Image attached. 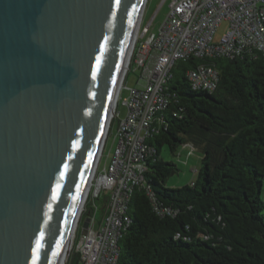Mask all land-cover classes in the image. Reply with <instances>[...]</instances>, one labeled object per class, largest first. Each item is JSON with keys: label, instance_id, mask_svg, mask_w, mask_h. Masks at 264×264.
I'll use <instances>...</instances> for the list:
<instances>
[{"label": "water", "instance_id": "obj_1", "mask_svg": "<svg viewBox=\"0 0 264 264\" xmlns=\"http://www.w3.org/2000/svg\"><path fill=\"white\" fill-rule=\"evenodd\" d=\"M144 1L0 0V264H66Z\"/></svg>", "mask_w": 264, "mask_h": 264}, {"label": "trees", "instance_id": "obj_2", "mask_svg": "<svg viewBox=\"0 0 264 264\" xmlns=\"http://www.w3.org/2000/svg\"><path fill=\"white\" fill-rule=\"evenodd\" d=\"M201 62L173 70L174 96L148 139L155 153L146 186L131 200L119 264H264V56L208 60L219 71L213 93L193 91L187 80ZM186 144L202 155L197 178L168 188L179 168L160 158L161 149L176 154ZM70 261L79 264L73 253Z\"/></svg>", "mask_w": 264, "mask_h": 264}, {"label": "built area", "instance_id": "obj_3", "mask_svg": "<svg viewBox=\"0 0 264 264\" xmlns=\"http://www.w3.org/2000/svg\"><path fill=\"white\" fill-rule=\"evenodd\" d=\"M224 22L227 31L215 42ZM253 53L264 56V0H170L156 32L149 34V26L142 29L141 22L111 120L117 142L113 157L99 173L111 123L74 232L70 254L77 255L79 264H119V242L132 224L131 200L136 190L146 186L147 162L155 153L148 139L157 133L161 113L171 104L174 95L167 92V85L177 63L202 61L187 70V80L193 91L213 93L219 85V71L208 60L243 59ZM132 67L140 75L136 87L128 88L122 116L119 97ZM184 146L191 147L188 158L197 151L192 144ZM147 190L152 195L149 186ZM98 200L104 201V212L97 227ZM87 217L89 227L79 234Z\"/></svg>", "mask_w": 264, "mask_h": 264}, {"label": "rangeland", "instance_id": "obj_4", "mask_svg": "<svg viewBox=\"0 0 264 264\" xmlns=\"http://www.w3.org/2000/svg\"><path fill=\"white\" fill-rule=\"evenodd\" d=\"M169 3L170 0H148L146 2V6L142 15V29L147 28L149 26V34L152 32H156L160 24L164 21L167 16V13L169 11ZM141 22L139 26L141 25ZM227 28L228 23L226 22L222 23L219 26L215 34V42H219L221 40L223 35L226 33ZM146 38L147 36L144 37V39ZM139 73V71H135L134 67H132L125 80L124 85L126 87L123 88V91L120 94L118 108L122 116L126 114V109L124 108L122 103L128 97V88L136 87L140 75ZM115 135L116 125L114 124L112 127V131L108 137L105 149L103 151L102 160L99 166V173L104 172V168L110 164V161L113 157V152L117 144V142L115 141ZM189 150H191V147L185 148V146H182L181 148H179L176 154H172L166 146L161 149L160 158L163 159L165 162H173L177 164L179 168V172L171 176L167 180L166 185L168 188H180L186 185H191L196 180L198 173L197 171L200 169L201 166L200 157L202 155L200 151L197 150L192 156L188 158L187 152ZM97 207L98 212L96 214V225L98 227L103 218L104 201L98 200ZM82 228L83 224L80 227L79 234L81 233ZM68 258L69 256L67 257L66 264ZM70 264H72L71 261Z\"/></svg>", "mask_w": 264, "mask_h": 264}, {"label": "bare ground", "instance_id": "obj_5", "mask_svg": "<svg viewBox=\"0 0 264 264\" xmlns=\"http://www.w3.org/2000/svg\"><path fill=\"white\" fill-rule=\"evenodd\" d=\"M146 2H147V0L144 1L145 5H146ZM143 5H144V4H143ZM143 11H144V6L141 7V10H140L139 15H138L137 22H136V24H135V28H134L135 40H136V38H137V36H138V32H139V29H140L139 24H140V22H141V20H142ZM128 53H129V52H128ZM128 56H129V54H128ZM128 56H127V57H128ZM130 57H131V56H130ZM124 71H125V73H126V71H127V69L125 70V67H124L123 72H122L121 77H120V83H119V86H118V90H120V88H121V86H122V84H123V82H124V78H125V73H124ZM98 161H99V160H98ZM97 165H98V162H97ZM92 174H93V173L91 172V174H90V181H89L88 187H90V182H91V179H92V177H93ZM76 227H77V226H76ZM73 229H74V228H73ZM75 230H76V229H75ZM75 230H74V232H75ZM73 237H74V233H73V235L70 237V238H71V241H70V244H71V245H72Z\"/></svg>", "mask_w": 264, "mask_h": 264}, {"label": "crops", "instance_id": "obj_6", "mask_svg": "<svg viewBox=\"0 0 264 264\" xmlns=\"http://www.w3.org/2000/svg\"><path fill=\"white\" fill-rule=\"evenodd\" d=\"M188 147H190V146H185V148H188ZM190 151V150H189ZM189 151L187 152V154L189 153ZM200 159H201V157H200Z\"/></svg>", "mask_w": 264, "mask_h": 264}, {"label": "snow or ice", "instance_id": "obj_7", "mask_svg": "<svg viewBox=\"0 0 264 264\" xmlns=\"http://www.w3.org/2000/svg\"><path fill=\"white\" fill-rule=\"evenodd\" d=\"M120 2V0H117V3H119Z\"/></svg>", "mask_w": 264, "mask_h": 264}]
</instances>
